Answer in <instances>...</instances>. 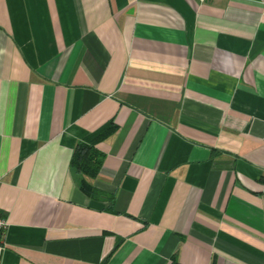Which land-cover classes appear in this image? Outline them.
Returning a JSON list of instances; mask_svg holds the SVG:
<instances>
[{
    "label": "crops",
    "instance_id": "1",
    "mask_svg": "<svg viewBox=\"0 0 264 264\" xmlns=\"http://www.w3.org/2000/svg\"><path fill=\"white\" fill-rule=\"evenodd\" d=\"M0 217V264H264V0H0Z\"/></svg>",
    "mask_w": 264,
    "mask_h": 264
},
{
    "label": "trees",
    "instance_id": "2",
    "mask_svg": "<svg viewBox=\"0 0 264 264\" xmlns=\"http://www.w3.org/2000/svg\"><path fill=\"white\" fill-rule=\"evenodd\" d=\"M113 131L114 126L108 123L85 137L82 142L76 143L69 159V171L79 177L94 178L102 160V154L95 149V145L110 136ZM77 187L84 194L91 193L90 187L82 178H79Z\"/></svg>",
    "mask_w": 264,
    "mask_h": 264
},
{
    "label": "built area",
    "instance_id": "3",
    "mask_svg": "<svg viewBox=\"0 0 264 264\" xmlns=\"http://www.w3.org/2000/svg\"><path fill=\"white\" fill-rule=\"evenodd\" d=\"M7 227L5 219L0 217V257L5 248L4 234Z\"/></svg>",
    "mask_w": 264,
    "mask_h": 264
}]
</instances>
